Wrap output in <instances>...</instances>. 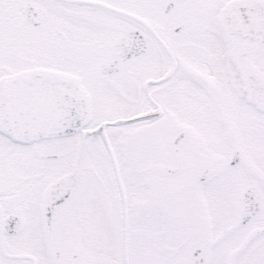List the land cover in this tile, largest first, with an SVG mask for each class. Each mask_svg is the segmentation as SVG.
I'll use <instances>...</instances> for the list:
<instances>
[{
	"label": "snow or ice",
	"instance_id": "1",
	"mask_svg": "<svg viewBox=\"0 0 264 264\" xmlns=\"http://www.w3.org/2000/svg\"><path fill=\"white\" fill-rule=\"evenodd\" d=\"M0 264H264V0H0Z\"/></svg>",
	"mask_w": 264,
	"mask_h": 264
}]
</instances>
